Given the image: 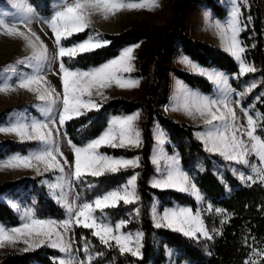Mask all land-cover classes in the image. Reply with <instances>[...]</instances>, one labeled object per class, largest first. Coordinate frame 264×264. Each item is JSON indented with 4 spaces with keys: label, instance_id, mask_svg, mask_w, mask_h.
Instances as JSON below:
<instances>
[{
    "label": "snow or ice",
    "instance_id": "1",
    "mask_svg": "<svg viewBox=\"0 0 264 264\" xmlns=\"http://www.w3.org/2000/svg\"><path fill=\"white\" fill-rule=\"evenodd\" d=\"M230 4L226 22L216 20L215 23L224 49L238 62V73L232 74V77L238 78L246 73H255L257 69L244 59L247 45L240 34L247 24L241 19V4L238 0H230ZM154 6H157V0H60V5L51 10L50 17L44 18L55 37V49L51 54L48 46L28 27L37 12L27 0H13V7L20 15L12 17L10 21L5 18L7 14H0V29L9 36L22 37L30 48L29 55L16 63L31 69L30 72H23L17 71L15 64L7 65L4 68L6 79L0 83V91H8L15 84L36 93L41 102L39 111L42 116L29 117L27 113L19 112L5 124H0V133H13L21 142H37L27 154L8 155L0 161V166L34 169L38 175L58 173V182L42 180L41 184L47 186L51 197L64 213L63 218L59 219L40 217L34 207H26L17 225L9 227L0 223V244L23 241L27 246L24 251L50 246L67 254L59 258L58 264H112V258L105 261L103 258L106 253L96 250V246L83 233L80 234V244L84 258L77 259L72 247L75 236L73 230L76 226H83L90 230L104 249L112 250L113 253L118 251L122 256L130 254L131 257L143 260L145 232L142 229L134 232L122 230L131 220L138 221L141 217L142 197L137 186L140 173L133 172L123 183L97 192L91 198L84 195L99 183L89 180V177L98 178L139 167L138 153L132 156L113 155L101 151V147L140 148L143 143V130L137 124L140 110L109 116L107 126L99 134L79 144L69 137L65 124L74 117H86L93 110H99L102 104L93 97L105 99L104 89L113 84L122 89L139 85V78L124 75L134 70V49L138 47V42L122 46L117 49V55L98 65L78 66L81 54L94 53L111 43L103 35L89 29L91 16L96 13L107 18L123 9L150 10ZM247 19L250 21L251 17ZM21 23L25 25L27 32L17 27ZM85 29L89 31L83 39H69L74 34L83 33ZM179 60L190 69L191 74L203 75L215 88L210 93H204L177 79L176 94L180 99L165 105V110L179 107L189 116L199 115L203 119L204 128L194 131V136L201 142L205 152L218 155L223 161L245 166L243 171L235 166L231 168L232 173L245 184L254 180L252 174H246L247 171L254 173L256 180L264 182V116L260 112H256L254 116L253 105L245 107L243 104L245 95L256 87L255 80L245 82L243 91H237L230 83L228 74L200 65L186 54H182ZM57 62L56 74L62 84V93L51 85L46 75V70L55 72L53 65ZM13 77L14 84L9 83ZM255 99L259 100L260 97L256 96ZM235 106L240 107L246 123H240ZM65 139L70 146L71 157L65 156L61 151V144ZM153 139L156 152L150 157L154 174L148 179L149 186L161 191L176 190L187 194L194 198L196 204L195 211L191 206L180 203L162 206L163 210L158 211V202H151L150 217L153 227L176 231L200 242L212 240L221 229L206 226L203 212H211L214 206L209 202L205 208L202 202L206 196L195 179L197 171L207 170L205 161L208 157H197L184 166L182 157L175 150L167 151L170 147L167 144L168 136L162 128L153 132ZM218 163L219 161L213 163L216 171H219ZM74 187L78 190L73 193ZM7 202L11 207L19 208L17 202ZM121 202L125 206L133 205L130 211H126L128 219L113 221L106 209H116ZM214 210L225 218L228 215L220 207H215ZM165 249L170 256L173 250L167 249V246ZM254 252L257 256L264 257V249ZM56 260L54 257V264ZM245 264H248L247 260Z\"/></svg>",
    "mask_w": 264,
    "mask_h": 264
},
{
    "label": "trees",
    "instance_id": "2",
    "mask_svg": "<svg viewBox=\"0 0 264 264\" xmlns=\"http://www.w3.org/2000/svg\"><path fill=\"white\" fill-rule=\"evenodd\" d=\"M36 11L41 15L51 13V0H30ZM249 6L242 5V16L251 17L248 28L240 34V38L247 45L244 53L246 62L253 64L257 71L246 73L242 77L234 78L231 84L236 90L243 91L245 82L256 80V87L244 97L243 104H249L264 116V29L263 15L259 0H248ZM205 3L214 14L223 18L226 7L218 0H176L172 5L173 17L165 25H153L146 21L131 24L117 33H105L111 43L97 49L94 53L81 54L78 66L98 65L105 59L117 55V49L122 46L147 41L145 48L139 52V66L136 75L147 78L145 93L138 98L117 96L101 103L99 110H93L86 117H74L67 121L65 128L74 143L86 142L87 138L99 134L106 127L107 118L114 114L131 113L137 109L143 111L142 137L143 143L137 149L101 147V151L113 155L140 156V165L135 169L121 170L116 174H106L102 177L89 180L98 181L92 191L84 195L91 198L97 192L108 190L119 183H123L128 175L139 172L137 186L142 197L141 217L131 220L124 226L125 230L142 229L145 232L143 260L131 257L130 254L120 255L112 250L104 249L90 230L83 226L74 228L75 238L79 248L80 234L89 238L96 250H103L107 261L112 258V264H163L167 260L166 249L174 248L179 261L186 260L191 264H264V257L257 256L254 252L264 249V183L259 180L245 184L240 181L229 168H225L222 175L215 171L213 163L220 158L218 155L205 152L200 141L194 136L195 127L184 121L176 120L159 107L166 103L170 94V73L184 81L186 84L198 88L203 92L212 90V83L199 74L171 64L172 56L178 52L190 56L201 65L214 67L221 71L233 74L238 73V62L226 50L208 41L189 36L187 28V13L195 4ZM88 29L83 33L74 34L70 40L83 39ZM67 62V58H65ZM259 96L260 99H255ZM4 111H0V120L4 118ZM155 121L166 129L170 147L168 150H177L182 157V165L187 166L197 157L208 159L205 161L206 171H197L196 183L206 202L213 204V210L205 215L209 228L217 227L221 231L212 240L197 241L184 237L183 234L164 228H154L150 217V204L155 198L161 200V206L170 205L174 200L190 205L195 209L194 198L176 190L155 189L148 184V179L154 172L150 157L154 144L152 126ZM84 126L83 128L81 126ZM31 142H20L14 139L0 140V155L21 151L25 153ZM222 161V159H220ZM223 177V179H221ZM42 175L33 177L25 175L15 180H8L0 184V194L7 193L14 197L25 198L28 202L35 198V209L44 216L62 217L61 207L48 196L45 186L41 184ZM78 190V189H76ZM133 205L125 206L121 202L116 209H106L113 220L128 219L126 211ZM215 207H220L228 214L215 213ZM223 221V224H221ZM0 222L17 225L20 222L18 213L9 203L0 199ZM203 240V238H201ZM59 251L51 247L41 246L27 251L9 252L0 255V264H54L53 258ZM96 258L94 257V260ZM55 264H58L55 261Z\"/></svg>",
    "mask_w": 264,
    "mask_h": 264
},
{
    "label": "rangeland",
    "instance_id": "3",
    "mask_svg": "<svg viewBox=\"0 0 264 264\" xmlns=\"http://www.w3.org/2000/svg\"><path fill=\"white\" fill-rule=\"evenodd\" d=\"M175 1L176 0H157V6H154L150 10L149 9H133V10L123 9V10L116 12L115 14L109 15L107 18H104L100 14L94 13L91 16V23L89 25V29L94 30L95 32H97V33H99L105 37V33H117L119 31L123 30L124 28L130 26L131 24H133L135 22H139V21H146L150 24L158 25V26L165 25L173 17L172 5ZM218 1L226 7L227 12L230 10V7H231L230 0H218ZM27 2L34 6V4L30 0H27ZM69 2H71V0H69ZM238 2L241 4V7H242V5L249 6L248 0H238ZM259 4L262 8L263 29H264V0H259ZM59 5H60V0H51L52 9L58 7ZM0 14H7L5 18L8 19L9 21L11 20L12 17H17L20 15V13L17 11V9L15 7H13V0H0ZM49 17H50V14L49 15H41L37 12L36 17H34L32 19V21L28 25V27H30L32 29V31L35 32L37 36H39L40 40H42L48 46L49 54H51L53 52V50L55 49V43H54L55 37L52 34L51 29L44 22V18H49ZM225 18H226V15L223 18L217 17L214 14L213 10L210 7H208L205 3L195 4L187 13V28H186L185 32L193 38H199V39H202L204 41H208V42L213 43L217 46H220L221 48L224 49L223 40L221 38L220 32L218 31V29L216 27L215 22H216V20L226 22ZM247 18H244L242 16V10H241V19L247 24L246 29L248 28V25H249ZM17 27L20 28L22 31L27 32V28L25 27L24 24H22V23L17 24ZM89 29H88V31H89ZM146 45H147V41H145V40L138 42V47L136 49H134V55H135V60L133 62L134 66H135L134 70L131 73H125L124 74L125 76H131L133 78H139V85L136 87H132V88L122 89V88H119L118 86H116L115 84H113L111 87L104 89V95L106 97L105 99L101 100V98L98 96L93 97L94 99L97 100V102L103 103L106 100H108L110 98L117 97V96H124L127 98H138V97H141L145 93L146 86H147V78L145 76L136 75L135 72L138 70V66H139L138 54L140 51H142L145 48ZM177 49H179V46H177L176 51L174 52V54L172 56L171 64L174 66H178L180 68H183V69L190 71V69H188V67L185 64L180 62L179 57L183 53L178 52ZM29 52H30V48L27 46L26 42L24 41V39L22 37L9 36V35H7L6 31L0 29V83H3L4 80L6 79V76L4 73V68L7 65L15 64L17 71H23V72H30L31 71V69L29 67L16 63L17 61L21 60L23 57L29 55ZM53 68L55 69V72L46 70L47 79H48V81H50L51 85L57 89V91L62 93V84L59 80V76L56 74V72H58V62H57V64L53 65ZM209 68H214V67H209ZM214 69L219 70L217 68H214ZM219 71H221V70H219ZM222 72H224L225 74H228L230 76V83H231L232 79L237 78V77H232V74L227 73L226 71H222ZM201 76H203V75H201ZM14 79H15V77H13L8 82L14 84ZM177 79H179V78L176 77L173 73H170L169 99L166 103L161 104L159 109L163 113H165L166 115H168V116H170L176 120L184 121L190 125H193L196 128L195 131L196 130H203V128H204L203 119L199 115H196L195 117L189 116L179 107L176 109L169 107L167 110H165V107H164L165 105H170L171 103L178 102L180 99L179 96L176 94L175 81ZM179 80L182 81L181 79H179ZM252 81L253 80H251L250 82H252ZM255 82H256V80H255ZM186 85H188V84H186ZM188 86H190V85H188ZM192 88L198 89L195 87H192ZM214 88H215V86L212 84V90L210 92L214 91ZM198 90H200V89H198ZM210 92H204V93H210ZM40 103L41 102L37 99L36 93H34L28 89L20 88L18 85H15V84H14V87L9 89L8 91H0V111L5 112L4 118L2 120H0V124H5L11 118L15 117L19 112L27 113V115L29 117L35 116L37 118H42L40 111H39ZM235 107H236L237 116L240 118V123H246V119L243 116V113L241 112L240 107L239 106H235ZM139 110H140V116H139V119L137 121V124L142 129L143 111L141 109H139ZM256 112L257 111L253 108L252 114L254 116H255ZM126 114H129V113H126ZM154 125H155V127H154ZM160 128H162L168 136L166 129H164L158 121H155L153 126H152L153 132L157 131ZM7 138L20 141L19 138L13 133H0V140H4ZM168 142H169V138H168L167 143ZM36 143L37 142H31L32 146L30 148L34 147L36 145ZM27 151L25 153H23L21 151H15V152L7 153L5 155H0V161L4 160L10 154H13V153L27 154ZM61 151L64 153L65 156L71 157V149H70V146L68 145L66 139L63 140V142L61 144ZM167 151H169V150L167 149ZM175 151L179 154V152L176 149H175ZM155 152H156V148H155V141H154L151 156L154 155ZM220 159H222V157L215 160V161H219V163L217 164V168H219V171H217V172H219V175H222V172L225 168H229L231 170V168L233 166L237 167L238 169H240L242 171L245 170V166L235 164L234 162H232V163L226 162V161H223V159H222V161H220ZM250 159H254V158H250ZM153 167H154V165H153ZM129 169H133V168H129ZM215 171H216V169H215ZM153 174H154V172L152 173V175ZM246 174H252L254 177V180H256L254 173H250V171H247ZM25 175H30L33 177L39 176L38 174L35 173L34 169L9 168L6 166H0V184L5 182V181H8V180L19 179L20 177L25 176ZM58 175H59L58 173H43L41 181L42 180H48L51 183H56V182H58L57 181ZM253 181H250V182H253ZM44 186L46 188L48 196L51 197L50 190L47 188L46 185H44ZM57 191H59V190H57ZM75 191H76V188L74 187L72 189V192L74 193ZM0 199L4 200L6 202L7 201L17 202L19 204V208H13V209L18 213L19 217L24 212L26 207H34L36 214L40 217H52V218H57V219L63 218V216L62 217H56V216H44V215L39 214L38 211L35 209V198L34 197H32V199L30 201L26 202L25 198L14 197L11 194L2 193V194H0ZM52 199L54 200V198H52ZM153 201L158 202V204L160 205V207H158V211H162L163 207L161 206V200L158 198H155ZM7 203H9V202H7ZM176 203H180L182 205L190 206V205L181 203V202L176 201V200H174L170 205L168 204V205H164V206H172ZM202 203L206 208V205L208 204V202H206L204 200ZM193 210L195 211V209H193ZM207 213H210V212H208L207 210H205L203 212L204 219H205V215ZM97 214L99 215V211L97 212ZM113 221H115V220H113ZM0 223H3L9 227L14 226V225H11V224L6 223V222H0ZM205 223H206V221H205ZM206 226H207V224H206ZM122 230L134 232L137 229L125 230L123 228ZM26 247L27 246L23 243V241H17V242H15V244H10V243L4 242V243L0 244V255H4V254L9 253V252L24 251V249ZM47 247H50V246H47ZM72 247H73V253H75V255L77 256V259L78 260L83 259L84 254H83L82 248L81 249L79 248L75 236L73 239V246ZM167 249H171L173 251H172V254L170 256L167 255V253H166L167 260L163 264H169L170 261H171V264H177V260H178L177 255L178 254L174 251V248H167ZM29 250H32V249L30 248ZM66 255L67 254L59 252L58 256L56 257L57 258L56 261L58 262L60 257L66 256ZM179 264H191V263L189 261L182 260V261H179Z\"/></svg>",
    "mask_w": 264,
    "mask_h": 264
}]
</instances>
